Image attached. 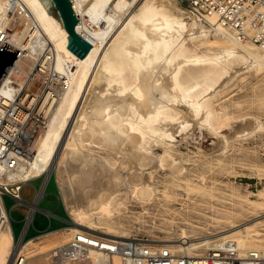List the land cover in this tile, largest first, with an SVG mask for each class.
<instances>
[{
	"label": "bare ground",
	"instance_id": "6f19581e",
	"mask_svg": "<svg viewBox=\"0 0 264 264\" xmlns=\"http://www.w3.org/2000/svg\"><path fill=\"white\" fill-rule=\"evenodd\" d=\"M72 4L80 35L92 44L83 58L68 48L69 34L60 21L48 15L40 0H0V22L4 20L3 12L9 11V23L21 24L15 37L6 41L21 52L15 63L18 72L13 77L17 85H0V95L13 96L25 88H28L25 92H39V85L30 80V75L40 56L58 84L55 93L50 92L40 105L41 110L48 104L43 124H29L33 138L28 146L33 156L23 160L15 171H7L0 163V183L29 181L46 173V184L55 172L62 198L69 205L71 193L66 182L71 185L69 181L74 177L68 173L71 180L65 175L69 181H64L63 173L71 170L74 182L85 186L83 193L91 200L88 204H78L75 200L77 205L72 206L69 214L76 225L70 232L76 234L86 229L103 236L124 235L125 232L118 231L104 218L109 210L119 207L124 196L147 199L155 192L154 173L164 163L159 157L156 161L160 163L155 162L153 145L169 141V148L170 140L175 137L174 126L187 111L188 116L197 119L196 124L220 133L216 126L219 116L212 99L221 84L232 76L264 65V49L239 41L224 26L189 17L174 0H72ZM211 34L216 37L210 39ZM1 43L4 45V41ZM35 76L41 83L44 74L38 72ZM36 93L30 94L33 101ZM17 116L23 120V111H18ZM190 122V118H184L179 129L188 130ZM260 127L259 119L255 125L249 123L243 128L247 129L243 135ZM95 146L101 151H117L133 158L135 164L129 171L135 167L139 170L120 173L114 169L113 154L103 155L104 160L99 157L87 160L84 151L94 150ZM183 171L181 167H172L170 175L178 177ZM259 194L264 195V191ZM37 208V204L32 206L33 210ZM31 217L32 214L28 222ZM247 223L231 227L227 232L223 230V235L218 237L223 240L221 245L242 248L246 241L241 234L249 228ZM207 237L200 240L184 235L181 238L185 240L178 241L179 244L162 245L176 246L189 254L194 248L209 246L211 240ZM14 240L7 221L0 233V264H13L17 255L36 239L20 238L17 244ZM32 258H23V263ZM91 259L93 264L108 263L103 253H95Z\"/></svg>",
	"mask_w": 264,
	"mask_h": 264
},
{
	"label": "rangeland",
	"instance_id": "374dc122",
	"mask_svg": "<svg viewBox=\"0 0 264 264\" xmlns=\"http://www.w3.org/2000/svg\"><path fill=\"white\" fill-rule=\"evenodd\" d=\"M174 1L179 8L185 9L182 0ZM86 17L85 20L88 19V16ZM209 37L214 39L216 36L211 34ZM259 51L263 53L261 49ZM38 62H41V56ZM232 77L231 80L225 81L226 84L225 82L221 84L217 95L211 101L219 116L216 126L220 133L216 134L217 131L196 124L198 123L195 122L196 118L192 119L190 114L188 116V111L185 115L183 112L180 118L182 120L178 119L176 123H180L184 118L185 120L190 118L191 128L182 132L178 123L174 126L172 135L175 137L170 140L169 148H167L169 141L153 145L155 162L160 163L156 161L160 158L164 163L162 167L159 164L154 173L155 192L147 199H140L136 195L124 196L125 199L117 209L107 212L108 215L104 219L118 231L125 232L124 235L121 233L114 235L142 237L157 246L179 244L178 241L185 240L181 238L184 235L189 239L198 237L200 240L208 236L207 238L211 240L209 246L189 251L190 256L200 257L208 249L221 245L223 240L218 237L223 235L224 231L227 232L231 227L234 229L250 221L247 223L249 228L241 234L246 242L240 251L242 253L257 248L264 257V195L259 194L260 191H264V65L243 70ZM40 105L37 104V107ZM47 105L40 110L44 115L43 122L47 116V112L44 114ZM258 119L261 122L259 130L243 135L247 131L243 128L249 123L255 125ZM166 151L169 154L165 153ZM84 153L87 160L91 157L104 160L103 155H115L114 169L123 174L139 170L135 167L129 171L135 160L117 151L112 153L101 151L95 146L94 150H85ZM172 167H181L184 171L178 177H174L170 175ZM66 171L63 173V180L69 181L74 177V180H71L74 182L75 175H72L74 172ZM55 174V172L51 174L43 191L41 190L46 173L21 186V197L28 204H34L39 192L42 193L38 209L34 211L32 222L23 240L37 234L40 236L35 238L25 252H21L24 258L34 256L25 264H48V251L75 235L70 232V228L76 225L69 214L72 206L75 208L76 203L81 202L88 204L91 200L83 193L84 185L69 181L71 185L67 182L66 184L72 201L68 198L70 200L68 205L64 197L62 198L63 194L57 186ZM65 175H69V180H66L68 178ZM101 179L102 177L98 180ZM4 203L10 211L11 227L16 237L14 244H17L31 206L20 204L7 194H4ZM55 216L64 221V224ZM58 227L60 229L55 231L62 229L65 231L51 234L55 232L52 231L41 235L45 230ZM171 249L181 251L176 246ZM93 262V259H90L81 264Z\"/></svg>",
	"mask_w": 264,
	"mask_h": 264
},
{
	"label": "built area",
	"instance_id": "2783aa9c",
	"mask_svg": "<svg viewBox=\"0 0 264 264\" xmlns=\"http://www.w3.org/2000/svg\"><path fill=\"white\" fill-rule=\"evenodd\" d=\"M182 2L189 17L205 24L224 26L231 30L239 41L250 42L264 49V0H182ZM2 15L4 20L0 22V43L2 41L5 43L15 37L16 30L21 24L18 21L9 23V11H4ZM28 23L30 24V21ZM2 46L1 43L0 47ZM20 54L21 52L18 56ZM18 56L0 83L1 86L7 83L17 85L13 77L18 72L15 65ZM46 64L43 61L38 62L30 75V80L39 85L37 87L39 92H25L28 89L25 88L13 96L0 95V163L7 171L17 170L23 160L33 156V151L28 146L33 138L32 132L28 129L29 124L43 122V115L37 104H42L50 92L54 94L58 85L54 73L45 68ZM38 72L44 74L41 83L35 76ZM32 93L37 94L35 101L32 100L34 99L32 96L30 97ZM20 110L24 113L23 120L17 116ZM29 181L8 185L0 183V233L7 221L11 224L10 211L4 203V194L20 204L31 206L32 209L33 205L26 203L19 194L20 185ZM95 253L105 254L108 258L107 264H264V257L260 253L253 250L241 253L236 246L219 245L197 257L190 256L183 250L176 252L168 246L154 245L142 237L103 236L86 229L78 231L67 241L50 249L47 260L48 264H81L90 261L91 255ZM23 258L24 256L17 255L13 264H24Z\"/></svg>",
	"mask_w": 264,
	"mask_h": 264
},
{
	"label": "water",
	"instance_id": "95a60500",
	"mask_svg": "<svg viewBox=\"0 0 264 264\" xmlns=\"http://www.w3.org/2000/svg\"><path fill=\"white\" fill-rule=\"evenodd\" d=\"M48 15H53L61 22L70 36L68 48L78 57H85L92 44L80 35L78 27V17L73 8L72 0H40ZM19 50L8 43L0 47V83L7 74L14 60L19 54Z\"/></svg>",
	"mask_w": 264,
	"mask_h": 264
},
{
	"label": "crops",
	"instance_id": "0c3cea01",
	"mask_svg": "<svg viewBox=\"0 0 264 264\" xmlns=\"http://www.w3.org/2000/svg\"><path fill=\"white\" fill-rule=\"evenodd\" d=\"M36 179V178H35ZM44 182H45V180H44ZM47 183V182H46ZM23 185V184H22ZM22 185H20V187H19V194H20V192H21V186ZM43 185H45L46 186V184H44L43 183ZM40 193V192H39ZM20 197H21V194H20ZM22 198V197H21ZM39 195H38V198H37V200L35 201V203L37 204V206H38V202H39ZM30 204V205H36V204ZM38 209V208H37ZM37 209H35V210H37ZM50 213V212H49ZM32 214V217H33V214H34V210L33 209H31L30 210V213H29V215L27 216V220H26V223H25V225H24V228H23V230H22V232H21V234H20V236H19V239L18 240H20V238H22L23 239V235H24V233L25 232H27V230H28V227H29V224H30V222H32V217H31V221L30 222H28V217L30 216ZM57 219H59V217L58 216H55ZM60 220V219H59ZM63 224H64V221H62V220H60ZM66 224V223H65ZM58 229H60L59 227L58 228H55V229H50V230H45L44 232H42L41 233V235L42 234H44V233H49V232H52V231H55V230H58ZM13 231V230H12ZM14 234V233H13ZM26 234V233H25ZM40 235L39 234H37V235H35L34 237H32V238H37V237H39ZM14 238H16L15 237V235H14Z\"/></svg>",
	"mask_w": 264,
	"mask_h": 264
}]
</instances>
